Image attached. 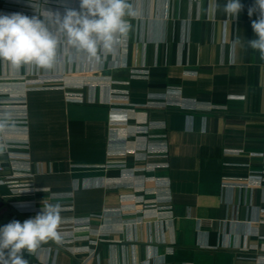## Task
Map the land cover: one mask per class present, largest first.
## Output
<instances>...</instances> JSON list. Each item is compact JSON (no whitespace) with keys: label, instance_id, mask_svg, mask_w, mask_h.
Segmentation results:
<instances>
[{"label":"crops","instance_id":"obj_1","mask_svg":"<svg viewBox=\"0 0 264 264\" xmlns=\"http://www.w3.org/2000/svg\"><path fill=\"white\" fill-rule=\"evenodd\" d=\"M17 1L0 0V15L38 16L54 33L51 12L81 10ZM129 3L138 15L99 63L64 37L51 69L0 61V177L34 188L0 182V227L60 207L61 240L24 252L28 264H264L255 0L238 18L227 0Z\"/></svg>","mask_w":264,"mask_h":264},{"label":"clouds","instance_id":"obj_2","mask_svg":"<svg viewBox=\"0 0 264 264\" xmlns=\"http://www.w3.org/2000/svg\"><path fill=\"white\" fill-rule=\"evenodd\" d=\"M243 7L241 0H227L223 11L238 18ZM80 9L68 10L62 18L51 12L57 25L55 33L38 16L0 15V61L8 62L14 69L24 66L51 69L64 37L77 52L86 54L89 61L99 63L100 51L113 53L120 39L127 37L131 25L125 17L138 15L129 0H80ZM257 11L258 19L252 21L257 38L248 40V45L259 51L264 60V0H255L248 10L249 17ZM60 223V207L48 205L34 218L23 223L14 220L0 227V264H28L24 252L33 253L42 243L61 240Z\"/></svg>","mask_w":264,"mask_h":264},{"label":"built area","instance_id":"obj_3","mask_svg":"<svg viewBox=\"0 0 264 264\" xmlns=\"http://www.w3.org/2000/svg\"><path fill=\"white\" fill-rule=\"evenodd\" d=\"M8 3L15 4L17 0H7ZM14 1V3L12 2ZM18 2V1H17ZM1 171V169H0ZM22 176L20 173H17L14 176H8L6 179L0 177V182L11 184L13 188H15L16 194H22V193H32L34 191V188L31 184L21 183L16 177ZM15 177V178H14ZM82 224L83 221L81 222ZM37 264V263H35Z\"/></svg>","mask_w":264,"mask_h":264},{"label":"water","instance_id":"obj_4","mask_svg":"<svg viewBox=\"0 0 264 264\" xmlns=\"http://www.w3.org/2000/svg\"><path fill=\"white\" fill-rule=\"evenodd\" d=\"M0 150H3V148L0 147ZM1 159H3V157L0 156V166H7L8 163L5 161H2Z\"/></svg>","mask_w":264,"mask_h":264}]
</instances>
